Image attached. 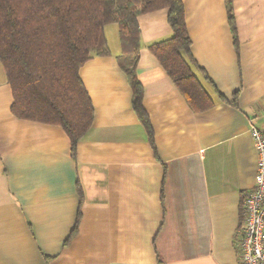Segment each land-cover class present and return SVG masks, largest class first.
<instances>
[{"label":"crops","instance_id":"0c3cea01","mask_svg":"<svg viewBox=\"0 0 264 264\" xmlns=\"http://www.w3.org/2000/svg\"><path fill=\"white\" fill-rule=\"evenodd\" d=\"M181 1L189 67L213 106L194 112L148 49L171 37L168 10L137 16L152 145L117 25L104 28L109 55L78 72L93 121L74 158L60 127L11 114L0 64V264H239L257 169L249 130L264 133V0H232L237 47L224 0Z\"/></svg>","mask_w":264,"mask_h":264},{"label":"trees","instance_id":"16d2710c","mask_svg":"<svg viewBox=\"0 0 264 264\" xmlns=\"http://www.w3.org/2000/svg\"><path fill=\"white\" fill-rule=\"evenodd\" d=\"M227 20L237 36L232 0H224ZM167 9L171 37L148 49L196 113L213 106L189 67L190 39L181 0H0V64L11 88V114L20 120L60 127L71 157L89 131L93 106L79 79L92 56H108L104 28L118 27L117 58L133 92L132 108L152 145L135 68L140 50L137 16ZM79 196H81L78 188ZM77 232L75 225L71 236Z\"/></svg>","mask_w":264,"mask_h":264},{"label":"built area","instance_id":"2783aa9c","mask_svg":"<svg viewBox=\"0 0 264 264\" xmlns=\"http://www.w3.org/2000/svg\"><path fill=\"white\" fill-rule=\"evenodd\" d=\"M249 132L257 153V169L254 187L241 203L235 240L239 264H264V133L254 126Z\"/></svg>","mask_w":264,"mask_h":264}]
</instances>
